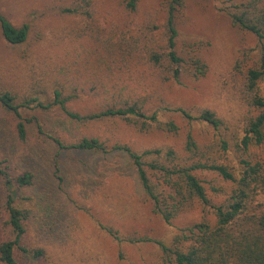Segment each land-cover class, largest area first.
<instances>
[{"label":"rangeland","instance_id":"1","mask_svg":"<svg viewBox=\"0 0 264 264\" xmlns=\"http://www.w3.org/2000/svg\"><path fill=\"white\" fill-rule=\"evenodd\" d=\"M71 1L0 0V10L6 16L18 26L29 23L31 28L27 43L12 46L0 27V90L12 91L23 100L39 94L38 89L45 84L53 88L55 83L49 80L47 71L56 69L54 77L64 76L58 65L74 69L72 75L76 78L75 69L85 68V39L87 47L94 49L101 68L110 70L106 75L119 79L129 75L122 63H113L115 55L110 53L109 38L114 33L129 41L134 33L135 26L128 24L119 0H101V16L94 21V31H88L87 35L82 18L61 15V6ZM228 3V0H184L177 15L181 43L186 53L200 55L206 61L207 72L185 87L171 88L169 95L174 102L191 107L211 106L218 111L224 120L221 129L197 123L193 133L200 142L213 146V159L239 172L242 159L264 161V144L252 145L248 151L240 149L244 123L251 114L243 98L246 72L260 65L264 39L235 26L224 10ZM164 7L165 0H140L137 17L140 22L152 18L162 23L166 15ZM260 85L264 90V81ZM98 92L94 83L86 84L84 97L75 107L85 110V106L95 105ZM22 114L32 119L26 140L17 135L14 115L0 106V240L7 231L4 202L10 180L19 196L28 198L21 203L19 200L20 206L31 211L23 244L43 248L45 255L36 258L33 253L17 250L20 264H172V255L164 253L157 242L170 245L182 229L203 220L214 221L211 209L190 201L171 224L166 223L153 211L152 202L145 196L126 155L60 153L48 135L38 132L35 119L53 129H49V135L52 131L67 141L85 135L99 136L127 142L136 149L168 145L181 148L187 129L185 122H180L182 128L177 135L156 129L139 134L125 121L77 123L56 108L25 109ZM220 138L228 142L227 151L221 150ZM26 171L33 172L34 183L20 187L16 177ZM200 177L216 203L225 201L235 188L213 171H203ZM257 201L264 207V194H259ZM107 227L118 231L123 239H116ZM127 234L149 237L155 242H129L124 238Z\"/></svg>","mask_w":264,"mask_h":264},{"label":"trees","instance_id":"2","mask_svg":"<svg viewBox=\"0 0 264 264\" xmlns=\"http://www.w3.org/2000/svg\"><path fill=\"white\" fill-rule=\"evenodd\" d=\"M100 2L72 0L61 6V15L82 18L86 22L87 35L88 31H94V21L101 16ZM119 2L129 19L128 24L135 26L134 33L131 41L121 40L114 33L109 38L110 53L115 55L111 59L114 64L120 62L127 67V77L119 79L106 75L110 70L101 68L100 60L93 54L94 49L87 47L85 39V68L75 69L76 78L72 75L74 69L58 65L64 76L54 77L56 69L47 71L55 87L54 84L53 88L45 84L38 89L39 94L28 95L23 100L16 93L1 89L0 106L16 118V132L21 140H26L28 124L32 120L24 118L22 111L33 108L40 111L59 109L77 123L121 120L139 134L156 129L177 135L182 128L180 122H185L187 129L181 148L168 145L136 149L127 142L99 136L85 135L75 141H67L52 131L49 135V129H53L43 125L39 118L35 119L38 132L48 135L60 153L126 155L145 196L152 202L153 211L166 223L171 224L179 210L190 201H198L205 209H211L214 221L203 220L182 229L172 242L177 245L157 242L164 253L172 255V264H264V207L257 201V196L264 194V161L242 159L239 172L217 162L212 157L213 146L200 142L193 128L195 124L202 123L219 130L224 123L221 115L211 106L191 107L170 99L171 88L185 87L207 72L206 61L200 55L186 53L181 43L177 15L184 0H165L166 15L162 23L152 18L140 22L137 17L141 11L140 0ZM228 2L224 10L232 23L264 39V0ZM0 27L9 45L21 46L29 40L30 24L18 26L1 10ZM245 79L243 98L251 114L244 123L240 149L248 151L252 145L264 144V90L260 85L264 81V57L259 66L247 70ZM92 83L99 89L96 94L98 101L95 105L85 106V110L77 109L75 104L83 99L86 84ZM219 144L222 151L228 150L229 144L225 139L220 138ZM203 171H213L235 185L225 201L216 203L208 194L205 180L200 177ZM16 182L20 187L31 186L34 183L33 172L18 175ZM7 185L8 194L4 202L7 231L0 240V264H20L17 250L43 258V248H28L23 244L31 211L19 203L28 198L20 197L10 180ZM107 230L116 239H123L112 227H107ZM124 238L133 243L153 240L134 234H127Z\"/></svg>","mask_w":264,"mask_h":264}]
</instances>
